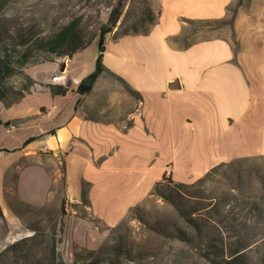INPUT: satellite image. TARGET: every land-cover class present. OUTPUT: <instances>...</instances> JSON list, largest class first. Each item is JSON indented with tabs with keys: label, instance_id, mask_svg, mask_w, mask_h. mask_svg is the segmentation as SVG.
I'll return each mask as SVG.
<instances>
[{
	"label": "rangeland",
	"instance_id": "obj_1",
	"mask_svg": "<svg viewBox=\"0 0 264 264\" xmlns=\"http://www.w3.org/2000/svg\"><path fill=\"white\" fill-rule=\"evenodd\" d=\"M119 4L117 22L104 39L130 31L135 22L139 30L151 27L141 17L147 5L157 13L159 0H0V264H214L204 253L223 256L225 246L235 241L247 244L239 264H264V155L234 158L181 184L165 175L155 183L148 205L109 222L67 192L62 155L24 148L50 142L43 131L60 120L37 115L41 104L51 106L53 96L33 88H48L55 79L80 80L91 72L99 30ZM236 5L244 32L264 42V0H234L230 7ZM70 31L91 42L67 62ZM211 36H233V29L220 21L185 19L180 44ZM28 76L34 79L30 94L19 97ZM74 95L70 91L54 100L70 107ZM164 158L151 167L160 169ZM181 164L177 161V167ZM101 171L88 174L97 182L98 210L108 216L112 210L103 202L114 206L117 196L120 204L122 193L104 192L108 177ZM30 186L46 193L30 201L23 194ZM162 194L185 207L208 205V212L200 210V229L188 225ZM173 222L192 243L177 237Z\"/></svg>",
	"mask_w": 264,
	"mask_h": 264
},
{
	"label": "crops",
	"instance_id": "obj_2",
	"mask_svg": "<svg viewBox=\"0 0 264 264\" xmlns=\"http://www.w3.org/2000/svg\"><path fill=\"white\" fill-rule=\"evenodd\" d=\"M233 1L159 0L157 19L147 33L104 39V68L88 93L75 91L80 76L69 78L64 95L33 88L53 96L51 106L41 104L37 115L54 114L60 120L43 131L50 142L24 148L46 146L54 156L62 155L66 190L79 205L116 221L129 209L148 205L163 174L185 183L234 158L264 155V42L244 32L240 12L233 36L189 44L173 38L181 34L185 19L222 17ZM70 91L76 94L70 107L54 100ZM161 156L165 162L154 170L151 163ZM99 169L110 180L104 192L122 193L120 204L117 196L114 206L103 202L112 210L108 216L98 210L97 182L88 174ZM45 193L32 186L23 194L36 201Z\"/></svg>",
	"mask_w": 264,
	"mask_h": 264
},
{
	"label": "trees",
	"instance_id": "obj_3",
	"mask_svg": "<svg viewBox=\"0 0 264 264\" xmlns=\"http://www.w3.org/2000/svg\"><path fill=\"white\" fill-rule=\"evenodd\" d=\"M239 4V1H237V5ZM237 5L234 7H230V4L227 6V11L224 16L219 17V18H213V19H190V20H195L198 22L202 23H208L211 21H220L222 24H227L231 29H233V21L236 16L237 12ZM121 10V4H119L116 8H114L109 17V23L107 25H104L101 27L98 33V53L95 57V66L94 69L87 73L84 77L80 79L78 82L75 91L80 93V94H85L88 93L91 90L92 84L101 72L103 70L104 66L101 62V52L104 49V37L105 33L113 27L118 19L119 13ZM144 14L143 17H141L142 21L145 19L149 24H154L157 13L152 9L150 5L145 6L144 8ZM189 20V19H188ZM150 30V27L145 25L144 28L139 30V23H133L131 30L130 31H125L123 34L127 33H147ZM122 34V35H123ZM181 34L174 36L173 38L176 40H180ZM22 38L21 40H23ZM183 39H186V36L183 37ZM187 40V39H186ZM90 39L83 40L82 37L77 34L75 31H70L67 37V41L65 44V54L68 57H71L74 53L77 51L85 48L87 45L90 44ZM189 42H185V44H189ZM28 46V45H27ZM29 83L25 85L21 91L18 92L19 97L24 96L25 93H29V86L34 82V79L30 76H28ZM70 82L67 81L65 85L59 84V83H48L47 87L51 94H58V95H64L67 90L69 89ZM131 90V89H130ZM132 91V90H131ZM1 99V98H0ZM31 139V138H29ZM29 141L28 139L26 142ZM23 145H25V143ZM214 168V167H213ZM212 168V169H213ZM164 177V174H163ZM174 183V182H173ZM181 184V183H177ZM165 198H167L170 203L173 205L175 211L187 222L188 225L193 226L197 230L200 229L201 227V222H200V216H201V209L204 211H207L210 209L208 205H190V206H184L181 205L174 197L171 195H165L162 194ZM173 227L177 231V237L180 239H183L187 241L188 243H192V239L189 236H185L182 233H179L178 228L176 226V222H173ZM247 247V244L242 242V241H235L234 243H229L228 245L225 246V253L223 256L220 257H211L207 252L204 253V256L207 257L208 260H210L214 264H239L241 260V256L243 253L244 248ZM223 247L221 251L223 252ZM61 264V263H60Z\"/></svg>",
	"mask_w": 264,
	"mask_h": 264
},
{
	"label": "built area",
	"instance_id": "obj_4",
	"mask_svg": "<svg viewBox=\"0 0 264 264\" xmlns=\"http://www.w3.org/2000/svg\"><path fill=\"white\" fill-rule=\"evenodd\" d=\"M40 149L45 151V150H47V147L46 146H42Z\"/></svg>",
	"mask_w": 264,
	"mask_h": 264
}]
</instances>
